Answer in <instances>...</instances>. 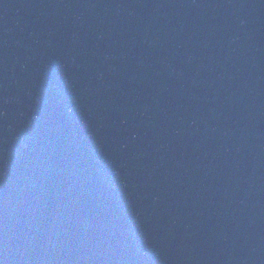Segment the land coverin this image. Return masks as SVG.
Returning <instances> with one entry per match:
<instances>
[{
    "label": "water",
    "instance_id": "95a60500",
    "mask_svg": "<svg viewBox=\"0 0 264 264\" xmlns=\"http://www.w3.org/2000/svg\"><path fill=\"white\" fill-rule=\"evenodd\" d=\"M0 264H264V0H0Z\"/></svg>",
    "mask_w": 264,
    "mask_h": 264
}]
</instances>
